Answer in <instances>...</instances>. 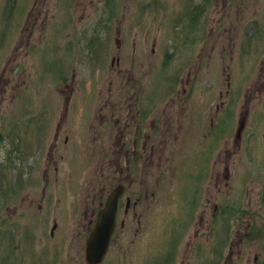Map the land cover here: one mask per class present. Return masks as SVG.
Segmentation results:
<instances>
[{
    "label": "rangeland",
    "instance_id": "1",
    "mask_svg": "<svg viewBox=\"0 0 264 264\" xmlns=\"http://www.w3.org/2000/svg\"><path fill=\"white\" fill-rule=\"evenodd\" d=\"M135 91L166 123L147 130L150 169L139 150L158 194L99 264L166 250L169 264H264V0H0V264H89L87 218ZM215 119L207 177L179 190L174 160L194 177ZM247 223L261 240L235 239Z\"/></svg>",
    "mask_w": 264,
    "mask_h": 264
},
{
    "label": "flooded vegetation",
    "instance_id": "2",
    "mask_svg": "<svg viewBox=\"0 0 264 264\" xmlns=\"http://www.w3.org/2000/svg\"><path fill=\"white\" fill-rule=\"evenodd\" d=\"M141 95L142 94H140L137 91H135L133 94L135 101H136L135 102L136 107L134 106L133 108L131 106L132 108L130 111H131V118L134 123L131 124L129 120H126V124H122L120 123V121L117 120L116 124H114V127L118 129L119 131V134L116 136V139H115L114 159L111 160L112 161L111 166L114 168V171H113V175L109 174L108 176H105L106 172L102 170V174L105 179L103 180V182L101 180L99 181V185H100L98 189L99 209L93 210V213H92V215L94 216L95 213H97V211L99 212L100 210L104 209L108 201V198L113 192V190H115L116 188L120 186L123 187V193L119 197L118 203H117L118 208H117V214H116V226L111 236V240H110V244H109L106 256L109 254L110 248L112 247L113 244L114 245L119 244V248H123L122 245L124 242H122V236H124L123 239H126V240L128 239L127 233L123 235L126 229H128L126 226V220L124 216H128L129 213L134 214V216L138 218V221L140 222V226H142V217L144 216L145 211H148L147 214L150 213L151 208H152V206H150L152 202V198L153 196H157L158 194V191L157 193L151 192L150 181L148 179V176H144L143 171H140L141 176L139 178L137 177L138 164H140L138 161H139V158L141 159L143 158V154L142 153L140 154L139 150H142V152L146 153V158H145L146 170H147V167H149L150 169L152 165V159H153L152 153L154 151L155 143L154 142L150 143L152 141L153 135H152V132H147V130L151 128L154 129L158 125L166 126V123H161V122H158L157 120H150L147 122L148 119L145 117V115L144 117L141 116L143 109H145L146 111H151V103H150L151 100L148 98L144 100ZM108 103H112V101L109 99ZM195 109H199V108H195ZM194 113H195V110L192 114ZM105 117L106 116H103L102 119L104 120ZM216 121L217 119H215V121L213 120L211 124V132L208 135L209 142L207 141L204 146L205 147L204 149L205 157H204V153H202L203 156L200 154L198 157V163L197 161H195L197 163L195 165V168H197V171L194 177H189V174L185 175V173L182 172L181 166L183 163H185L184 159H182L180 165L177 164V162H180L179 160H176V161L174 160V162H176L174 178H175V183H177V188L179 190H181V188L182 190L184 189L183 185H185L186 187L189 185L195 186V184L197 185L198 181L202 182V179L207 177V161L210 160V157L214 155V150L216 149V146H217V135H216L217 134V122ZM196 122H198V120ZM190 127L193 128L191 124H190ZM123 128L126 130L135 129L134 137L127 138L126 135L129 136L130 134L129 130H128V133L123 134L122 133ZM139 134L141 136H139ZM210 168H212V165ZM225 169L226 171H225L224 177H227V176L230 177L229 168L226 167ZM211 178L212 176H210V179ZM262 178L264 179V177ZM137 179H139L138 182H137ZM124 180L126 181V183H124ZM213 180H215V177ZM138 184L140 185V188H138L137 186ZM215 184L216 186H218L217 179L215 180ZM263 185H264V182L262 186ZM175 188H176V184L174 185V189ZM261 189H262L261 191L264 192V188H261ZM188 192H189V189H186L185 193H188ZM187 196L188 194L185 195L186 198ZM194 197H195V194H194ZM213 209H214V212H213L212 222L215 224V221L218 220L219 206H217V203L214 205ZM84 214L88 215L87 211ZM87 219L90 221V225L88 227L90 228L91 225L94 226V223H95L94 220H92V218L90 219L87 218ZM247 224H246V228L244 231H241V229L235 231V239L240 238L241 242H243L245 238L247 237L253 238L256 235L258 237V240H261L259 237V236H263L261 233V228L257 225H254L252 226V228H250L251 223H247ZM138 232L139 231H137V233ZM164 243L165 242H163V244ZM231 243H230V247H231ZM147 244L150 245V248H151V243L148 240H147ZM188 245H190V241L188 242ZM126 246H128L127 241H126ZM133 248L136 249L137 245ZM158 251H154V248L153 250L150 249V251L146 253V258H148V260L150 258L154 259L155 254H157ZM231 252L232 251L229 250V255H231ZM157 255L160 256V258H162L163 256L167 260L165 262H159L160 264H169L168 260L172 259V255L169 254L167 250L164 252H161L160 255L159 254ZM259 259H260L259 256L255 257V264H258ZM213 262H215V260ZM180 264H182V262ZM215 264H217V259H216Z\"/></svg>",
    "mask_w": 264,
    "mask_h": 264
},
{
    "label": "water",
    "instance_id": "3",
    "mask_svg": "<svg viewBox=\"0 0 264 264\" xmlns=\"http://www.w3.org/2000/svg\"><path fill=\"white\" fill-rule=\"evenodd\" d=\"M243 125L244 122H241L239 132L242 131ZM122 193V186L113 190L105 208L99 211L97 215L96 222L86 241V259L89 264L103 262L107 254L111 236L116 226L117 203Z\"/></svg>",
    "mask_w": 264,
    "mask_h": 264
},
{
    "label": "trees",
    "instance_id": "4",
    "mask_svg": "<svg viewBox=\"0 0 264 264\" xmlns=\"http://www.w3.org/2000/svg\"><path fill=\"white\" fill-rule=\"evenodd\" d=\"M30 142H31V141H27V142H25V143L28 144V143H30ZM29 147H31V146H29ZM26 178H27V177H26ZM36 263H37V264L40 263L39 260H37Z\"/></svg>",
    "mask_w": 264,
    "mask_h": 264
}]
</instances>
